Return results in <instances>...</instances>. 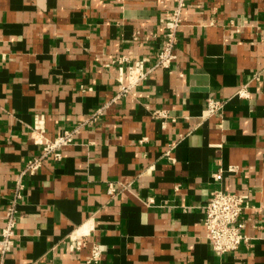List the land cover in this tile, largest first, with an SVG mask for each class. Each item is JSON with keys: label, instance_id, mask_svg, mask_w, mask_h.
I'll use <instances>...</instances> for the list:
<instances>
[{"label": "crops", "instance_id": "obj_1", "mask_svg": "<svg viewBox=\"0 0 264 264\" xmlns=\"http://www.w3.org/2000/svg\"><path fill=\"white\" fill-rule=\"evenodd\" d=\"M174 5L0 0V228L39 153L34 115L54 138L109 103L59 161L21 178L15 246L0 264H87L94 242L96 264H264V0H184L170 69L109 102L127 66L153 65ZM243 86L248 96H234ZM208 98L224 106L205 119ZM212 189L246 197L236 251L216 254L205 238ZM72 235L79 250L68 249Z\"/></svg>", "mask_w": 264, "mask_h": 264}, {"label": "built area", "instance_id": "obj_2", "mask_svg": "<svg viewBox=\"0 0 264 264\" xmlns=\"http://www.w3.org/2000/svg\"><path fill=\"white\" fill-rule=\"evenodd\" d=\"M184 0H175L174 7L163 17V38L159 45L158 51L154 56V63L151 67L146 68L143 60H136L127 66L126 79L123 82L122 77L118 79L116 93L109 100L110 103L126 96L131 89L138 86L144 81L148 74L155 68L163 70L170 69L175 59V46L177 43L178 29L182 23V10ZM122 65L127 62L126 58H117L112 61ZM234 96L246 98L248 96L245 87L236 90ZM96 109L84 121L75 125L71 129H65L60 135L49 138L45 136L44 115H34L33 125L30 131V137L34 145L39 147V153L24 162L22 169L15 183L13 194L7 202L4 209V224L0 228V257L1 259L12 252L15 246L16 231V207L22 197L23 185L21 178L33 175L46 159L59 161L61 159L60 149L63 146L71 144L73 136L78 130L86 125L95 122L101 116L103 109L108 105ZM204 118L208 119L221 113L224 102L208 98L205 101ZM154 119L161 120L164 123L168 118L164 110H153L151 112ZM228 171H234V167H228ZM221 170L214 175L216 181L221 180ZM108 192L113 194L114 188L109 186ZM246 204L245 195L233 194L222 189H212L209 192L208 200L203 207V226L205 229V238L207 239L211 250L216 254L236 251L239 245L245 242L242 234L244 222L242 220V211ZM68 249L70 251L79 250L84 245L82 236L72 235L68 240ZM102 251L97 242L90 246L87 264H96L101 259Z\"/></svg>", "mask_w": 264, "mask_h": 264}]
</instances>
